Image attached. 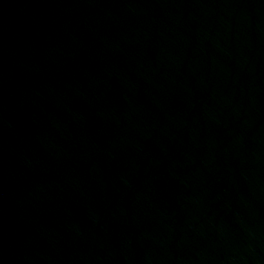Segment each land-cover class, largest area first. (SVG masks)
Instances as JSON below:
<instances>
[{
    "label": "water",
    "instance_id": "obj_1",
    "mask_svg": "<svg viewBox=\"0 0 264 264\" xmlns=\"http://www.w3.org/2000/svg\"><path fill=\"white\" fill-rule=\"evenodd\" d=\"M0 264H264V0H0Z\"/></svg>",
    "mask_w": 264,
    "mask_h": 264
}]
</instances>
